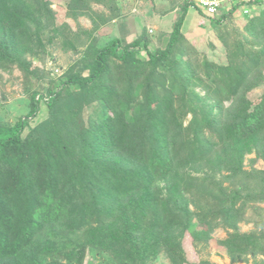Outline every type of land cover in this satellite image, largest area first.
<instances>
[{
	"label": "trees",
	"instance_id": "1",
	"mask_svg": "<svg viewBox=\"0 0 264 264\" xmlns=\"http://www.w3.org/2000/svg\"><path fill=\"white\" fill-rule=\"evenodd\" d=\"M123 1L63 0L90 20L73 29L51 0H0V264H187L198 226V264H218L208 242L264 264V0L193 37L188 1L154 30Z\"/></svg>",
	"mask_w": 264,
	"mask_h": 264
},
{
	"label": "rangeland",
	"instance_id": "2",
	"mask_svg": "<svg viewBox=\"0 0 264 264\" xmlns=\"http://www.w3.org/2000/svg\"><path fill=\"white\" fill-rule=\"evenodd\" d=\"M53 2V7H56L57 17L59 21L65 20L69 23V25L75 29L76 24L79 23L82 26L90 27L91 23L90 20L86 17H80L77 21H74L70 18H65L64 14V2L63 0H51ZM178 0H153V9L150 5H148L145 0H125L123 1V8L124 11H127L128 14V24L133 29L135 28L136 24L141 25H147L149 29H157L162 27L169 28L172 24V18L174 11H171L169 13H166L165 16L161 15L160 17L157 16V12H160L165 9L171 8L174 4H176ZM95 9H98V5H94ZM156 11V12H155ZM154 12V13H153ZM238 14V12H235V15ZM137 18V19H136ZM205 21V14L202 13L201 10H198L196 8L190 7L188 9V12L186 14V18L184 21V24L182 26V31L189 36L193 37L196 35H201L205 32L207 24ZM152 24V25H151ZM206 24V25H205ZM233 24L235 26H239V23L236 21H233ZM151 25V26H150ZM203 36V35H202ZM201 36V37H202ZM96 37V36H95ZM94 41V40H93ZM51 48V49H50ZM49 49L52 51L53 57H54V63L62 64V66H65L71 59V57L74 55L71 51H63L59 47L51 46ZM53 60H47L46 66H50L52 64ZM33 65H41V62L36 60L33 62ZM19 72L17 69L13 70V75H18ZM3 79H6L8 77V74L5 72H2ZM6 91L10 92L7 94L8 101L19 99L21 96H23V93L21 91V84L19 79H14L13 82H6ZM17 105H20L16 102ZM258 166H262V164L258 163ZM251 227V224H241L242 230H247ZM203 233L202 227H197L193 232H187L183 243L187 252V264H198L199 259L203 254H200L197 249L194 247V241L196 238L200 237ZM225 233L223 230L218 229L214 233V236L216 237H223ZM207 251H209V258L210 260L217 262L218 264H228V258L226 256H220L217 253V250L214 245L211 244V242H208ZM158 264H163V261L159 260ZM237 264H243V263H237Z\"/></svg>",
	"mask_w": 264,
	"mask_h": 264
},
{
	"label": "built area",
	"instance_id": "3",
	"mask_svg": "<svg viewBox=\"0 0 264 264\" xmlns=\"http://www.w3.org/2000/svg\"><path fill=\"white\" fill-rule=\"evenodd\" d=\"M191 2L194 6L200 8L204 14L207 16H213L216 11L218 10L219 6L222 5V3H225L227 5V8L230 7L229 3L232 2H249L250 0H188ZM245 13L250 14V11L248 12V7L244 9Z\"/></svg>",
	"mask_w": 264,
	"mask_h": 264
},
{
	"label": "clouds",
	"instance_id": "4",
	"mask_svg": "<svg viewBox=\"0 0 264 264\" xmlns=\"http://www.w3.org/2000/svg\"><path fill=\"white\" fill-rule=\"evenodd\" d=\"M186 1H188V0H186ZM189 2V1H188ZM190 3V7H192V8H196V9H198V10H201L200 8H198V7H196V6H194L191 2H189ZM226 7H227V5H226ZM202 11V10H201ZM202 13H203V11H202ZM204 14V13H203ZM205 16H207L206 14H205Z\"/></svg>",
	"mask_w": 264,
	"mask_h": 264
}]
</instances>
